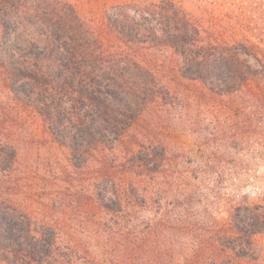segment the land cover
Segmentation results:
<instances>
[{"label": "trees", "instance_id": "obj_1", "mask_svg": "<svg viewBox=\"0 0 264 264\" xmlns=\"http://www.w3.org/2000/svg\"><path fill=\"white\" fill-rule=\"evenodd\" d=\"M131 8L133 17L115 14L104 34L116 44L104 47L65 0H0V66L38 78L63 62V87L96 110L82 129L99 147L112 137L94 264H261L253 237L264 232V204L236 205L227 223L215 206L239 191L264 146V46L235 31L239 22L204 27L171 2ZM163 122L192 137V153L157 144ZM7 239L1 250L14 245Z\"/></svg>", "mask_w": 264, "mask_h": 264}, {"label": "rangeland", "instance_id": "obj_2", "mask_svg": "<svg viewBox=\"0 0 264 264\" xmlns=\"http://www.w3.org/2000/svg\"><path fill=\"white\" fill-rule=\"evenodd\" d=\"M65 1L103 35L104 47L116 44L104 34L115 14L133 17V6L166 2L200 18L204 27L214 17L223 20L220 24L225 29L226 23L239 22L241 25H233L235 31L264 46V0ZM151 23L155 21L142 25ZM155 42L147 43L152 46ZM147 43L139 47H148ZM65 68L63 62L55 63L48 66L45 76L26 78L20 73L7 74L0 66V242L11 238L14 243L10 249L0 248V264H94L92 251L101 239L98 220L104 216L97 203L109 195L104 180L98 178L102 167L111 165L112 155L106 148L112 137L107 138L105 148L99 147L95 145L98 136L82 129V121L92 124L95 120L96 110L79 99L74 87H63ZM36 105L44 106V116ZM49 117H56L58 123L54 125ZM164 123L155 131L157 144L170 152L192 153V137L171 130L170 122ZM147 124L142 122L129 140L136 142L135 135ZM250 165L252 170L241 179L239 191L228 202L215 206L219 221L227 223L238 204H264V146L251 154ZM143 214L154 218L150 210ZM253 241L259 262L264 264V232Z\"/></svg>", "mask_w": 264, "mask_h": 264}]
</instances>
